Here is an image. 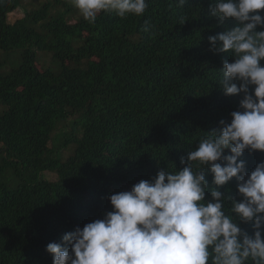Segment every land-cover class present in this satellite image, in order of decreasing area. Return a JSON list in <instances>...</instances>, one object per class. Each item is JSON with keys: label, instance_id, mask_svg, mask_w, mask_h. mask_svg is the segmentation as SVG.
<instances>
[{"label": "trees", "instance_id": "obj_1", "mask_svg": "<svg viewBox=\"0 0 264 264\" xmlns=\"http://www.w3.org/2000/svg\"><path fill=\"white\" fill-rule=\"evenodd\" d=\"M25 1L0 0V264H53L48 243L102 219L111 194L182 169L240 110L242 94L219 85L234 57L208 41L236 21L212 17L215 0H147L142 16L95 23L69 0H45L10 21ZM239 159L250 173L264 152ZM238 183L219 190L240 200Z\"/></svg>", "mask_w": 264, "mask_h": 264}, {"label": "clouds", "instance_id": "obj_2", "mask_svg": "<svg viewBox=\"0 0 264 264\" xmlns=\"http://www.w3.org/2000/svg\"><path fill=\"white\" fill-rule=\"evenodd\" d=\"M69 2L89 23L102 12L125 18L142 16L148 7L147 0ZM186 3L178 0L179 6ZM262 12L264 0H215L210 8L219 23L236 21L208 41L210 50L234 57L233 62L224 61L219 85L225 95L242 94L240 110L202 137L186 160L181 158L182 169H161L131 190L111 194L112 210L102 219L65 233L62 243H48L53 264H264V161L248 173L239 159L245 150L264 152ZM206 166L216 186L210 189L211 200L205 199L210 188ZM234 177L240 200L219 190ZM238 221L252 222L253 234Z\"/></svg>", "mask_w": 264, "mask_h": 264}, {"label": "rangeland", "instance_id": "obj_3", "mask_svg": "<svg viewBox=\"0 0 264 264\" xmlns=\"http://www.w3.org/2000/svg\"><path fill=\"white\" fill-rule=\"evenodd\" d=\"M40 1H45V0H26L25 3L22 2L20 7H17L16 10L11 12L8 16L10 21L15 20V18L20 17L23 15L24 9H31L33 8V5L36 4V6L39 4ZM72 14V11L68 12V17ZM50 178L53 177V175L49 176Z\"/></svg>", "mask_w": 264, "mask_h": 264}]
</instances>
